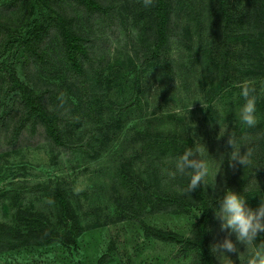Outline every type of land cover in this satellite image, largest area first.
<instances>
[{"label": "rangeland", "instance_id": "rangeland-1", "mask_svg": "<svg viewBox=\"0 0 264 264\" xmlns=\"http://www.w3.org/2000/svg\"><path fill=\"white\" fill-rule=\"evenodd\" d=\"M5 1L0 20L23 43L0 55V237L53 232L54 239L0 249V264H96L101 255L104 264H203L198 248L146 236L140 220L191 234L202 215L200 197L197 189L185 191L187 175H170L171 162L190 143L207 149V181L215 188L200 187L205 201L218 210L225 190L235 191L231 148L227 135L216 138V121L233 134L250 129L239 120L245 103L239 85L248 80L257 98L252 128L264 127V0H166L168 42L160 59L149 57L155 16L142 0H98L109 6L107 15L76 0H34L33 7L24 0L12 9ZM57 13L82 36V77L72 75L65 58ZM4 37L0 32V44ZM9 64L56 113L64 145L41 129L35 142L27 129L9 141L10 124L23 108L15 96L3 97ZM56 188L76 233L60 215ZM237 193L252 209L264 201V188ZM219 224L213 210L210 248L227 234ZM212 263L219 264L213 253Z\"/></svg>", "mask_w": 264, "mask_h": 264}, {"label": "trees", "instance_id": "trees-1", "mask_svg": "<svg viewBox=\"0 0 264 264\" xmlns=\"http://www.w3.org/2000/svg\"><path fill=\"white\" fill-rule=\"evenodd\" d=\"M22 1L24 0H6L3 3V7L6 9H12ZM26 1L31 7L35 4L34 0ZM76 1L81 3L88 10H96L104 15L109 14V6L98 0ZM223 1L224 0H220V3H223ZM153 11L155 16L156 39L149 57L160 59V52L168 42L166 0H154ZM232 16L234 15L232 14ZM56 20L59 28L60 42L63 47L65 58L71 67V73L77 78L82 77V69L77 58V52L84 53V48L80 43L82 36L72 30L71 25L61 14L57 13ZM0 32L3 35H6L0 44V55L4 50L8 48L15 50V45L23 43L22 41L17 42L13 33L11 35L10 25L6 21L0 20ZM37 56L44 59L42 54H38ZM4 76L6 78V87L3 91V97L15 96L23 106L21 112L14 116L10 124L9 141H18L25 129H27L29 132L27 136H30L29 141L35 142V137L41 129L45 136L51 139L54 143L64 145V142L61 140L54 125L56 113L44 108L37 101L35 95L28 90L27 85L18 75L17 69L13 64H9L8 67L4 69ZM234 135L237 142H242V137L248 138L247 141L243 142L248 143L249 147L255 149L253 159L257 167H242L241 169H237V167L232 168V175H229V180H232L233 189L239 192L252 188H264V127L250 128L243 132L235 133ZM189 139L190 138H187V140ZM190 147H194V145L190 143ZM240 150L241 152L245 151V145L242 144ZM236 174L238 175L237 178ZM196 189L197 195L200 197L202 215L199 217L191 234L182 236L181 234L172 231L154 228L143 220H140V224L146 236H152L163 241L181 243L188 247H196L199 250L203 264H213L212 252L208 242V226L213 215L214 204L210 205L205 201L200 187H197ZM53 193L58 204L60 215L68 225L69 232L76 233L78 227L68 216V203L65 195L57 188L53 189ZM52 233L53 232L42 234L43 236H41V234H34L31 236L25 235L21 238L0 237V249H10L30 243L45 244L54 239ZM104 262V255H101L98 257L96 264H104Z\"/></svg>", "mask_w": 264, "mask_h": 264}, {"label": "clouds", "instance_id": "clouds-1", "mask_svg": "<svg viewBox=\"0 0 264 264\" xmlns=\"http://www.w3.org/2000/svg\"><path fill=\"white\" fill-rule=\"evenodd\" d=\"M142 3L145 8H149L154 5V0H142ZM254 83V81L246 80L239 85L240 95L245 101L240 108L239 120L249 128L255 127L258 122L255 115L257 98L253 95ZM216 123L219 125L216 138L219 140L227 135V144L231 148L228 153L229 166L235 168L239 164L243 168H256L253 159L255 149L243 142L248 138L242 137V142H237L227 125L221 126L217 121ZM242 144L246 148L243 152L240 150ZM206 155H208L206 147L198 141L195 147L188 148L171 162L174 169L170 172L172 177L177 174L189 177L186 192L190 193L197 187L205 185H212L215 188V183L207 181L211 168L209 161L205 158ZM221 163L222 161L213 173L214 178L221 169ZM214 218L219 220L220 230L227 233L223 240L211 246V251L219 260V264H234L229 254H236L240 264H264V239L257 242L259 234L264 233V201H261L256 209H252L247 205L244 196L227 189L220 199L218 210L214 209ZM233 234L235 241L230 238ZM238 245H243L244 251H240Z\"/></svg>", "mask_w": 264, "mask_h": 264}]
</instances>
